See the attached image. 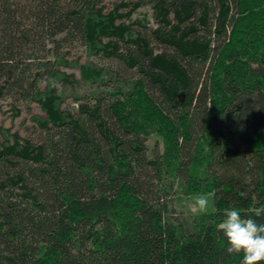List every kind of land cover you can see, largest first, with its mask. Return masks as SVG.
<instances>
[{"label": "trees", "instance_id": "obj_1", "mask_svg": "<svg viewBox=\"0 0 264 264\" xmlns=\"http://www.w3.org/2000/svg\"><path fill=\"white\" fill-rule=\"evenodd\" d=\"M25 104L36 138L0 124V264H239L216 225L264 205V0H0V112ZM177 187L213 208L175 216Z\"/></svg>", "mask_w": 264, "mask_h": 264}, {"label": "rangeland", "instance_id": "obj_2", "mask_svg": "<svg viewBox=\"0 0 264 264\" xmlns=\"http://www.w3.org/2000/svg\"><path fill=\"white\" fill-rule=\"evenodd\" d=\"M133 1V0H130ZM116 2H120V0H103V3L105 6L108 7H113V5ZM128 10V9H127ZM133 19H143L144 22L148 23L147 28H154L156 27V22L153 14V8L149 4H143L141 5L132 15ZM143 34H146L144 30H142ZM71 58H73L77 63L82 64L86 61L89 60V58L86 55V49L82 45H75L74 48H72V54ZM91 60V59H90ZM95 62H98L99 64H110L116 68H119L117 62H107L102 60H99L98 58L92 59ZM67 72L72 73L75 75L76 79L79 82V84H76V91H80L81 95L83 97L85 94L90 93V86L84 82H81L80 80V70L78 67H72L68 68ZM89 96V95H88ZM84 101V98H82L80 101L76 102L73 100L72 96H69L67 103L65 106L72 108V109H78V106ZM8 101H6L7 103ZM21 114L16 117L15 119L13 118V121L7 116L11 114L10 111L8 113L3 114L0 112V124L5 120L8 125L13 127L14 131H19L21 134L31 137V138H36L37 137V130L38 128L36 125H34V121L32 120V115L34 114H41V109L36 105V104H25L21 105ZM8 110V108H7ZM150 149V153L155 152L157 149L158 151L162 150V141L159 137L156 135H151L150 138L147 141ZM201 195V194H185L181 190V188L177 187L173 192H171L166 198L169 202V205L171 209L173 210V214L175 216H181V217H186V218H191L192 216L197 215L199 212L195 211V197ZM206 195V194H204ZM209 200H210V206L208 210L213 208V201L211 195H207Z\"/></svg>", "mask_w": 264, "mask_h": 264}, {"label": "clouds", "instance_id": "obj_3", "mask_svg": "<svg viewBox=\"0 0 264 264\" xmlns=\"http://www.w3.org/2000/svg\"><path fill=\"white\" fill-rule=\"evenodd\" d=\"M247 193L241 192L245 197ZM195 211L206 213L210 200L207 195L195 197ZM264 217V205L254 209L252 215L243 216L236 207L227 208L223 219L216 225L226 241L229 254H242L239 264H258L264 262V221L256 218Z\"/></svg>", "mask_w": 264, "mask_h": 264}]
</instances>
